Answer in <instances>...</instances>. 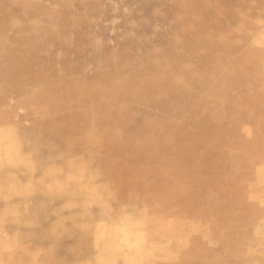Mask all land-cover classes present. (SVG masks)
Returning a JSON list of instances; mask_svg holds the SVG:
<instances>
[{
	"label": "rangeland",
	"instance_id": "374dc122",
	"mask_svg": "<svg viewBox=\"0 0 264 264\" xmlns=\"http://www.w3.org/2000/svg\"><path fill=\"white\" fill-rule=\"evenodd\" d=\"M0 264H264V0H0Z\"/></svg>",
	"mask_w": 264,
	"mask_h": 264
}]
</instances>
